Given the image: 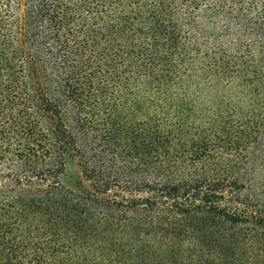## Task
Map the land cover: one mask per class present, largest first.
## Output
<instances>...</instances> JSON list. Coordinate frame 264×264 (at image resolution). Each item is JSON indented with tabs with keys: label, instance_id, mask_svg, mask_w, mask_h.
I'll use <instances>...</instances> for the list:
<instances>
[{
	"label": "trees",
	"instance_id": "obj_1",
	"mask_svg": "<svg viewBox=\"0 0 264 264\" xmlns=\"http://www.w3.org/2000/svg\"><path fill=\"white\" fill-rule=\"evenodd\" d=\"M0 264H264V0H0Z\"/></svg>",
	"mask_w": 264,
	"mask_h": 264
},
{
	"label": "rangeland",
	"instance_id": "obj_2",
	"mask_svg": "<svg viewBox=\"0 0 264 264\" xmlns=\"http://www.w3.org/2000/svg\"><path fill=\"white\" fill-rule=\"evenodd\" d=\"M81 179V171L76 160L67 163L62 178V183L67 188H75L77 182Z\"/></svg>",
	"mask_w": 264,
	"mask_h": 264
}]
</instances>
